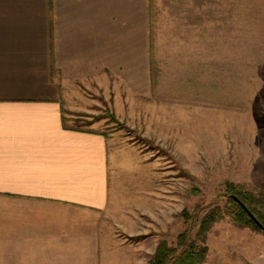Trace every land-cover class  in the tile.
I'll use <instances>...</instances> for the list:
<instances>
[{
  "label": "rangeland",
  "instance_id": "1",
  "mask_svg": "<svg viewBox=\"0 0 264 264\" xmlns=\"http://www.w3.org/2000/svg\"><path fill=\"white\" fill-rule=\"evenodd\" d=\"M151 13L146 96L64 88L66 125L109 139L113 235L98 264H150L182 212L223 205L227 183L264 192V0H151ZM207 244L203 264H250L264 232L226 215Z\"/></svg>",
  "mask_w": 264,
  "mask_h": 264
},
{
  "label": "crops",
  "instance_id": "2",
  "mask_svg": "<svg viewBox=\"0 0 264 264\" xmlns=\"http://www.w3.org/2000/svg\"><path fill=\"white\" fill-rule=\"evenodd\" d=\"M151 14V0H0V264H98L109 139L65 128L64 88L146 96Z\"/></svg>",
  "mask_w": 264,
  "mask_h": 264
},
{
  "label": "trees",
  "instance_id": "3",
  "mask_svg": "<svg viewBox=\"0 0 264 264\" xmlns=\"http://www.w3.org/2000/svg\"><path fill=\"white\" fill-rule=\"evenodd\" d=\"M63 123L65 128L87 130L67 126L64 117ZM220 195L225 197V203L223 205L217 203L202 216H200L201 212L205 208H196L191 212L184 210L182 217L185 229L177 236L175 245L165 240L161 241L150 264H203L209 251L208 233L213 224L226 215L240 224L263 231L250 215L253 214L264 227L263 191L256 193L244 189L241 185L227 183ZM240 202L245 204L248 210Z\"/></svg>",
  "mask_w": 264,
  "mask_h": 264
},
{
  "label": "water",
  "instance_id": "4",
  "mask_svg": "<svg viewBox=\"0 0 264 264\" xmlns=\"http://www.w3.org/2000/svg\"><path fill=\"white\" fill-rule=\"evenodd\" d=\"M241 204H242V206L246 209V210H248V208L246 207V205L245 204H243L242 202H240ZM251 215V217L255 220V222L263 229V231H264V227H263V225L255 218V216L253 215V214H250Z\"/></svg>",
  "mask_w": 264,
  "mask_h": 264
}]
</instances>
